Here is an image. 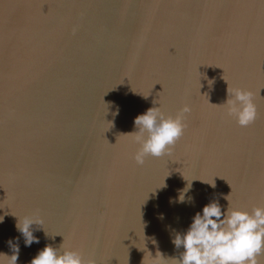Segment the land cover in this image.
Returning a JSON list of instances; mask_svg holds the SVG:
<instances>
[{"label":"water","instance_id":"1","mask_svg":"<svg viewBox=\"0 0 264 264\" xmlns=\"http://www.w3.org/2000/svg\"><path fill=\"white\" fill-rule=\"evenodd\" d=\"M227 85L253 94L247 126L220 105ZM153 101L191 111L170 155L137 164L126 132ZM188 182L193 200L170 202ZM227 194L264 206V0H0V251L19 237L27 264L64 240L96 264H152ZM27 214L54 237L25 246Z\"/></svg>","mask_w":264,"mask_h":264},{"label":"clouds","instance_id":"2","mask_svg":"<svg viewBox=\"0 0 264 264\" xmlns=\"http://www.w3.org/2000/svg\"><path fill=\"white\" fill-rule=\"evenodd\" d=\"M220 105L225 114L241 126L250 124L257 114L253 94L246 88L227 85V97ZM118 111L117 106L113 116ZM190 111V105L184 104L174 115L168 114L159 101H153L152 106L138 113L133 118L134 130L126 132L138 145L133 153L135 162L143 164L147 156L170 155L184 133L187 126L185 114ZM209 184L214 187V183ZM190 188L191 182H188L178 190L175 198H170V202L173 199L177 203L191 202L193 197L186 195ZM227 197L228 194L225 197L228 205L223 210L218 199H211L194 213L185 230H173L171 242L176 249L182 246L183 250L178 256H166L158 250V254L152 255V264H258L257 257L264 251V206H254L251 211L230 207ZM2 220L3 216L0 222ZM15 227L25 246L39 242V237L34 235L37 228H42L48 237L55 235L45 231L43 218L37 214L17 217ZM18 241L19 237L7 240L11 254L0 251V264H17ZM27 264H96V261L93 258L85 260L78 249L65 246L63 240L58 247L45 244Z\"/></svg>","mask_w":264,"mask_h":264}]
</instances>
